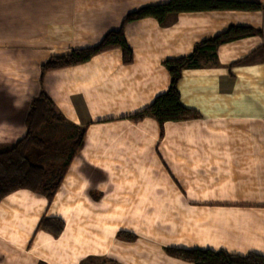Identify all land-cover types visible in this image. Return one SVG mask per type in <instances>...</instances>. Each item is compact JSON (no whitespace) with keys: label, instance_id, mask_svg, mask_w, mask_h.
<instances>
[{"label":"crops","instance_id":"0c3cea01","mask_svg":"<svg viewBox=\"0 0 264 264\" xmlns=\"http://www.w3.org/2000/svg\"><path fill=\"white\" fill-rule=\"evenodd\" d=\"M169 1L0 0V151L26 137L42 89L70 128L86 129L51 204L29 190L1 201L0 264H192L168 249L264 258V0H233L258 11L131 22L130 65L116 49L42 76L51 58L95 47L129 14ZM233 27L255 34L221 45L179 83L198 119L166 123L163 137L157 120L129 119L169 90L167 60ZM34 153L49 170L65 163ZM44 217L65 223L60 237L38 231Z\"/></svg>","mask_w":264,"mask_h":264},{"label":"trees","instance_id":"16d2710c","mask_svg":"<svg viewBox=\"0 0 264 264\" xmlns=\"http://www.w3.org/2000/svg\"><path fill=\"white\" fill-rule=\"evenodd\" d=\"M261 5L250 2L233 0H171L166 4L148 6L129 14L122 26L117 31L109 32L95 47L73 50L63 56L53 57L42 66V76L48 72L57 71L90 61L93 57L112 50L119 49L123 53L124 63L133 62V52L125 37V26L146 18L156 19L160 24H165L168 17L181 13H195L207 11H258ZM255 34L248 28H230L226 33L198 44L194 52L185 58L167 60L164 66L171 75L169 90L160 96L148 108L131 116L129 119L140 122L146 118L158 121L163 128L169 122H181L198 119L199 115L182 105L179 92V83L186 70L198 69L203 59L215 60L217 49L226 43ZM43 85V78L41 79ZM71 125L57 111L54 103L42 89L40 96L33 100L27 118L28 133L26 137L16 144L0 151V203L8 195L19 191L29 190L42 194L51 204L64 180V177L75 156L84 146L86 129L75 127L76 136L67 160L59 168L49 170L33 163L29 153L33 149L43 147V141L37 133L49 124ZM65 229V223L58 218L44 217L38 226V231H44L58 238ZM118 238L133 242L136 237L129 233L121 232ZM169 256L181 259L192 264H264V258L256 254L247 257L229 255L226 252L214 253L201 250L168 249Z\"/></svg>","mask_w":264,"mask_h":264},{"label":"rangeland","instance_id":"374dc122","mask_svg":"<svg viewBox=\"0 0 264 264\" xmlns=\"http://www.w3.org/2000/svg\"><path fill=\"white\" fill-rule=\"evenodd\" d=\"M75 136V129L70 128L66 124L52 123L44 126L43 131L41 130L39 134L37 133V137L43 141V147L33 149L37 153H34L32 158L37 160L38 156L44 155L50 160L49 163L46 161L47 165H61L67 160L68 152L74 143ZM93 264L99 263L94 262Z\"/></svg>","mask_w":264,"mask_h":264}]
</instances>
